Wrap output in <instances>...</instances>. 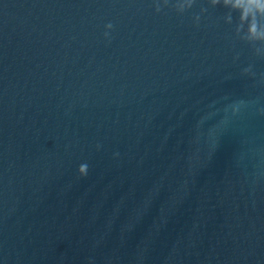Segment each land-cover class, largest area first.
I'll return each mask as SVG.
<instances>
[{
    "label": "water",
    "instance_id": "water-1",
    "mask_svg": "<svg viewBox=\"0 0 264 264\" xmlns=\"http://www.w3.org/2000/svg\"><path fill=\"white\" fill-rule=\"evenodd\" d=\"M159 2L0 0V264H264V56Z\"/></svg>",
    "mask_w": 264,
    "mask_h": 264
},
{
    "label": "clouds",
    "instance_id": "clouds-1",
    "mask_svg": "<svg viewBox=\"0 0 264 264\" xmlns=\"http://www.w3.org/2000/svg\"><path fill=\"white\" fill-rule=\"evenodd\" d=\"M195 0H177L174 5L177 13H184L186 10L192 8ZM211 7L221 6L227 9V14L224 16V22L232 25L234 23L233 13H238V19L235 22L234 33L235 36L252 45L254 52L258 56H264V0H208ZM163 4L166 6L168 0H163ZM156 12L161 11V3L156 0L155 3ZM206 9H202V12ZM200 16L194 17V22L199 23ZM113 25L109 23L106 25L107 29H111ZM109 33L105 32V37ZM245 71H249L245 69ZM78 172L81 176L87 174V165L82 164L78 168Z\"/></svg>",
    "mask_w": 264,
    "mask_h": 264
}]
</instances>
